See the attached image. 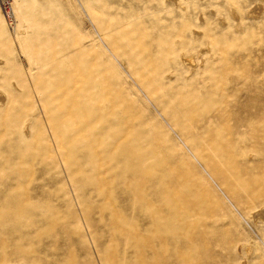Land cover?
<instances>
[{
    "label": "rangeland",
    "instance_id": "rangeland-1",
    "mask_svg": "<svg viewBox=\"0 0 264 264\" xmlns=\"http://www.w3.org/2000/svg\"><path fill=\"white\" fill-rule=\"evenodd\" d=\"M80 1L59 0L67 15L45 14L40 27L59 41L62 35L74 43L93 38ZM104 1L114 8L121 0ZM240 1L245 12L258 6L256 20L241 15L240 33L228 30L203 4L205 32L228 47L202 67L207 72L198 80L212 95L190 120H212L215 131L202 134L200 142L217 149L218 158L191 152L126 66L98 44L82 51L80 67L92 71L99 59L111 60L112 69L102 73L112 78L102 87L109 99L104 112L81 103L82 86L64 84L59 71L48 73L46 98L40 99L42 72H27L18 43L0 35V55L14 53L17 59L0 72L6 95L0 104V264H264V216L258 215L264 212V1ZM18 4L0 0V18L9 31ZM71 4L75 14H83L75 15ZM87 70L65 76L88 81ZM226 73L234 80L224 81ZM196 79L187 90L168 82L165 99L194 103ZM32 110L31 135L21 140L12 128L19 130ZM99 121L103 126L97 130ZM118 123L126 129V150L138 161L110 162L101 154L98 132L107 126L116 131ZM82 140L88 143L83 148Z\"/></svg>",
    "mask_w": 264,
    "mask_h": 264
},
{
    "label": "bare ground",
    "instance_id": "bare-ground-1",
    "mask_svg": "<svg viewBox=\"0 0 264 264\" xmlns=\"http://www.w3.org/2000/svg\"><path fill=\"white\" fill-rule=\"evenodd\" d=\"M18 1L19 4L14 11L13 28L9 31L2 24L3 21L0 18V35L3 39L11 38L18 43L24 57V63L28 69L27 72H42L43 81L36 88V94L40 99L44 100L46 98L45 90L47 89V84H50L48 82L50 74L48 73L50 71H59L64 84L70 85L73 82L75 85L82 86L78 90L81 103L91 104L94 110H97L96 112L106 111L109 99L104 96L107 95L108 89L104 90L102 87L107 83V80L111 82L112 78L105 79L102 73L107 74L105 72L108 70L107 66L112 69V65L109 63L111 60L104 59L103 54L96 50L97 53L101 54L103 59H99L93 64L92 69H90L92 71L80 67L82 54H84L82 51H85L91 44L96 43L105 49L106 54H111L114 60H117H115L116 63L119 61V63L126 66L129 74L132 78H135L134 82L138 85L148 103L155 108H160L168 120L177 126L184 138L185 145L191 152L203 159L214 158L215 156L218 158L217 149L213 151L212 146L208 147L200 142L201 138H203L202 134L209 132L210 129H212L210 132L215 131L211 127L212 120L206 119V121L199 123H192L190 120L212 95L211 92L203 89L207 88L206 86L202 87L203 81L198 80L200 74L207 72L206 70L202 71V67L206 66L213 56H217L228 47L226 41H221L217 36H212L205 32L204 28L208 27V25H206V14L203 4L210 10L209 13H212L216 20L224 24L228 30L240 33L237 23L240 22L241 15L245 12L242 9L240 0H169L170 3L165 0H121L118 6L113 4L115 9L113 7L108 8L110 5L105 7L104 0H102L104 6L99 0H81L82 7L87 12L88 19L92 23L91 25L94 26L95 36L89 40L82 39L85 41L78 43L72 42V39L69 42L68 39L63 38V35L62 41H59L58 38L54 37L55 33L50 34V32L40 27V22H45L44 17L49 13H56V16L60 15L63 17L67 15L64 14L65 10H63L67 7L62 2L65 8H62L58 4L60 3L58 2L59 0ZM65 1L67 3L70 2V0ZM68 7L75 14L76 10L73 4L68 5ZM257 7L255 6L251 10L248 9L245 12L246 15L256 20V16H254L255 12L253 13V11ZM78 10L81 9L79 8ZM79 12L81 13V11ZM27 22L31 23V26H26ZM211 29L217 32L216 27ZM72 31H75V29ZM71 34L73 35V33ZM50 35L52 36L50 37ZM100 54L97 56L99 57ZM14 55V53H10L6 57L0 55V72L10 69L15 62L17 63L14 60L16 59ZM81 68L88 71L86 74L88 81L83 82L81 80L66 78L65 75L68 71L75 72ZM211 68L216 70L213 67ZM194 77H197L196 80H198L196 81L197 86L193 88L195 91L192 93L193 98L191 99L195 104L193 102L180 104L176 100L173 101L171 96L165 99L168 96V82H172L173 80L178 81L181 86L180 88L187 90L190 86L189 83L192 84V81L189 82V80ZM120 78L121 76L115 77L116 80ZM223 80L231 82L234 79H232L230 73H226L223 76ZM5 97V92L0 88V104L5 102ZM118 98H123V95H118ZM81 103L79 104L82 105ZM98 104L99 106H97ZM35 112L36 110H32L26 116L29 119L24 122L19 130H15L14 126L13 128L11 127L21 140H26L31 135L32 119L35 116ZM218 113L220 114L221 110ZM113 116L116 117L115 115ZM105 117H108V115ZM118 124L119 128L116 131L110 132V126H107L106 129H102L101 134L98 132L97 136L102 138L101 142H97V146L103 148L101 154L108 158L110 162L120 158L127 162L131 160L138 161L139 158L133 157L126 150V143L123 139L126 129L124 128V124ZM98 126L101 128L103 124L99 121L95 129L98 130ZM120 140L122 141L119 144V148L112 150V146ZM78 144L83 148L88 143L82 140ZM205 155L207 157L204 158ZM89 164L93 165L91 161ZM227 165L230 167V173L232 174V164L227 162ZM214 166H212V170L216 171V166ZM133 173L136 172L133 171ZM262 196L264 197V191ZM258 215L262 217L264 216V212L258 213Z\"/></svg>",
    "mask_w": 264,
    "mask_h": 264
}]
</instances>
